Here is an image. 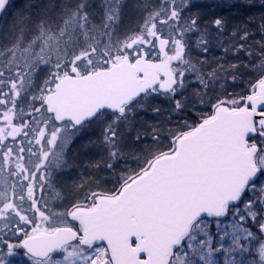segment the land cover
Here are the masks:
<instances>
[{
    "label": "snow or ice",
    "instance_id": "snow-or-ice-1",
    "mask_svg": "<svg viewBox=\"0 0 264 264\" xmlns=\"http://www.w3.org/2000/svg\"><path fill=\"white\" fill-rule=\"evenodd\" d=\"M0 264H264V0H0Z\"/></svg>",
    "mask_w": 264,
    "mask_h": 264
},
{
    "label": "rangeland",
    "instance_id": "rangeland-1",
    "mask_svg": "<svg viewBox=\"0 0 264 264\" xmlns=\"http://www.w3.org/2000/svg\"><path fill=\"white\" fill-rule=\"evenodd\" d=\"M15 2H19V0H15Z\"/></svg>",
    "mask_w": 264,
    "mask_h": 264
}]
</instances>
